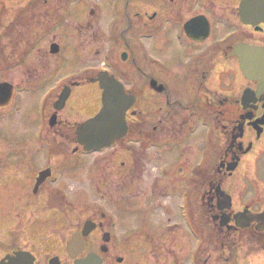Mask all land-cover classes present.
<instances>
[{
  "label": "flooded vegetation",
  "instance_id": "obj_1",
  "mask_svg": "<svg viewBox=\"0 0 264 264\" xmlns=\"http://www.w3.org/2000/svg\"><path fill=\"white\" fill-rule=\"evenodd\" d=\"M5 2L0 0V83H9L14 89L3 90L0 105L5 94L13 92L16 98L9 105L14 106L17 94H26L34 85L35 48L51 30L42 23L44 9L28 15L21 14V8L6 12ZM72 7L79 8L83 19L73 22L77 30L86 33L98 56H107L102 67L94 68L92 77L75 82L74 88L85 87L92 80L94 88H99L98 78L107 73L137 100L149 91L161 95L165 111L139 113L135 106L129 112L130 132L143 134L142 128L151 122L153 134H144L142 141L150 146L151 139H156L163 154L173 146L184 167L204 154L203 166L192 172L189 223L180 225L169 212L164 218L159 215L165 213V198L175 202L187 195L179 197L177 190L163 193L154 182L149 188L136 189L143 197L141 211L127 205L131 183L123 186L127 199L118 200L116 193L111 194L106 212L98 201L90 200L102 192L101 185L69 194L60 178L52 184L54 174L41 177L49 169L46 165L41 168L42 163L49 162L53 154L49 135L62 139L64 145L69 141L62 112L53 107L57 94L43 111L45 153L23 161L31 170L22 194L27 193L24 213L17 216L19 224L9 233L8 242L0 237V264H10V257L17 253H25L17 264H52L55 260L57 264H241L244 252L248 256L264 254V189L259 184L264 172V0H65L59 9L65 8L63 14L69 19ZM6 18L10 20L4 24ZM106 46L105 52L99 51ZM180 77L189 85L185 92L172 83ZM21 79L22 84L14 83ZM140 79L143 86L128 83ZM153 79L158 85L152 86ZM161 88V93L154 90ZM183 96L188 102L180 101ZM73 97L72 92L70 99ZM7 107H0V117ZM200 114L205 117L209 138L205 151L197 154L194 148L198 144L189 142V132ZM54 116L53 126L50 119ZM126 151L130 160L123 161L119 170L133 182L146 171L138 167L137 150L128 147ZM10 161L6 165L13 170L20 163L18 157ZM39 179L43 183L37 187ZM145 209L153 217L158 211L149 225L143 219ZM121 218L131 224L118 233L114 221ZM27 230L39 235L43 245L52 246L41 259L22 242ZM192 236L200 238L198 248ZM245 243L256 249L249 250Z\"/></svg>",
  "mask_w": 264,
  "mask_h": 264
},
{
  "label": "rangeland",
  "instance_id": "obj_2",
  "mask_svg": "<svg viewBox=\"0 0 264 264\" xmlns=\"http://www.w3.org/2000/svg\"><path fill=\"white\" fill-rule=\"evenodd\" d=\"M29 1L30 0H6L4 6L7 12L23 8L29 3ZM52 1L54 5L60 4L61 1L65 2V0ZM69 14L70 20L63 14L64 21L62 26L50 34L41 45V49L39 48L40 51L36 49L34 52L36 54V59L34 60L37 68L35 71L37 75L36 80H31V84H34L32 88L28 89L29 91L26 90V92H24L26 94H21L22 92L18 93L19 95L21 94V97L16 93L18 95L17 97H20V100L13 107V110L10 111L11 115L0 117V237L6 242H8L9 233L16 229L19 224L17 216L19 213H24L23 205L25 202L23 197L27 193L23 196L22 194L25 192L24 189L29 183L31 170L28 168L27 162L23 164V161L31 156L39 158L36 156L42 155L47 149L44 143V139L47 136V134L44 133V106L47 108L48 105L55 100L56 95L61 93L63 86L60 84L68 81L65 83L66 85L72 81L92 76L94 73L93 69L99 65L102 67L106 62V53H101L98 56L96 54V47L87 42L85 36L86 33H83L80 30L78 31L77 25L73 24V22H83L79 8L72 7ZM6 20H10V18L3 20L4 24H6ZM61 31H64V33L59 36V32ZM54 37H57L56 41L59 44L62 40V43H64L66 47V53L61 59H59V56L53 57L50 55V46L53 43ZM107 49L108 47L106 46L105 48H100L99 51L105 52ZM168 68L171 69V67ZM180 78H177L172 83L173 85L178 84L182 91L184 90L185 92L189 85L185 80L183 81L182 77ZM22 82V79L21 81H14V83L19 84H22ZM24 82L27 83L28 81ZM128 83L132 86H143L144 81L141 79L128 80ZM95 89L96 99L94 96ZM51 91L52 93H50ZM87 92L90 93L88 96ZM48 93H50V95L46 99ZM74 94L73 100H70L69 102V110L62 113V118L65 121L63 127L64 130L67 131L69 141L64 145L62 139L54 140L51 138V135H49L53 151L52 159L48 158L49 162H43L41 168H44L46 165L52 167L55 172L59 171L60 182L64 183L67 192L77 193L83 190L88 192L91 189L93 190V188L96 187V184L104 187L106 191L102 192L97 200L100 199L101 211L106 212L109 211V194L116 193L115 197L118 200L120 198L127 199V192L123 187L127 184V187H129L131 183L134 185L130 187V192H128L129 198L127 200V205L132 208H138L140 211L143 208L141 206L143 197H139L140 193L136 189L141 187L140 189L143 190L147 186L149 188L154 182L157 189L163 193L177 190L179 197L183 194L187 196L178 198L175 202L170 201V198L168 197L165 198L166 203L164 204L162 202V208L165 213L160 211L159 215L164 218L166 213L169 212L173 221L187 227V207L189 204L187 197L191 196L190 188L192 172L194 168H200L203 166L205 160L204 154L201 153L198 155L197 160L196 158L193 159L191 163L186 164V167H184L183 164L185 162L182 161L180 154L177 155V149L173 146L166 149V153L163 154L158 148L160 146H157L156 144L148 146L147 144L142 143L143 136H139L137 135L138 132L136 134L134 132V134L123 143L101 154L87 155L81 153V155L76 156L75 154L74 156V135L72 134L73 129L71 130V128L77 124L92 119L101 110V107L99 108L101 98L100 96L98 97V88H94L93 84L85 85V87L76 90ZM139 97L142 100V102H138L136 106L139 112L144 111L146 113H155L161 109L165 111L166 103L162 100L161 95L159 96L149 91L148 93L139 95ZM186 98L187 97L183 96L180 101L182 100L181 102L186 103L188 102ZM10 109L12 108L5 109L2 114H5L6 111ZM178 112L184 114V112L180 110H178ZM188 114L192 113L189 112ZM176 118H178V116H176ZM204 118L205 117L201 114L197 116L198 121L194 126L196 127L197 132L191 135L189 139L191 144H198L194 148L196 149L197 154H199V150L201 152L205 151L209 138L208 127ZM150 120H155V118L151 117ZM153 130L151 122L150 125L147 123L146 127L142 128V131L146 135L153 134ZM153 142H155V140H153ZM181 146L182 145H180L179 151L182 148ZM128 147H132L135 151L137 150L140 156L141 167L146 171V175L135 177L133 182H131V180L128 181L124 176L125 172L119 170L120 164L123 161L125 162L127 159L130 160V155L127 151L123 152V154L121 153V151L126 150ZM62 151L65 154L64 156L61 153ZM58 152L61 153V155H58ZM116 156L117 158L120 157L115 159ZM13 157H18L20 159V163L14 167V170L12 168L9 169L6 165L11 162L10 159ZM180 167L184 168V170H181ZM97 168L99 169L98 177L96 176V171H98L96 170ZM15 175H17L16 178L13 177ZM262 176L264 180V172ZM136 178L138 179L137 182ZM116 184H119L121 187L113 188L112 186ZM102 194H105L106 197L103 198ZM170 194H172V192H170ZM170 194H168L169 197ZM183 199L186 200V204ZM90 200L95 202L96 196ZM157 213H155L153 217L150 212L146 214L145 209L144 213H142L145 214L143 215V219L146 220L145 223L149 225V221L153 222V218H156ZM119 223L120 227L117 230L118 233L123 230V226L126 228L131 224L130 222L121 219ZM23 236V244L28 246L38 259H41L46 252L50 251L52 248L50 245H43L41 237L34 231H30ZM192 239L195 247L198 248V237L192 236ZM244 245L247 246L249 250L255 248L249 243H245ZM192 250L194 249L192 248ZM247 257L250 256H248L247 253L245 254V252L240 256L241 259ZM257 259L260 261L254 262L253 257H250L246 262H248L247 264H250V261L252 264L264 263V255Z\"/></svg>",
  "mask_w": 264,
  "mask_h": 264
},
{
  "label": "water",
  "instance_id": "obj_3",
  "mask_svg": "<svg viewBox=\"0 0 264 264\" xmlns=\"http://www.w3.org/2000/svg\"><path fill=\"white\" fill-rule=\"evenodd\" d=\"M53 53H58V47H54ZM101 87L105 91L104 108L96 118L83 124L77 130L79 143L87 152L101 151L126 137L128 126L125 117L135 103V98L127 96L123 86L112 78L103 77ZM67 98L68 94L61 98L63 104L59 109L63 108ZM17 261H13L12 264H16Z\"/></svg>",
  "mask_w": 264,
  "mask_h": 264
}]
</instances>
